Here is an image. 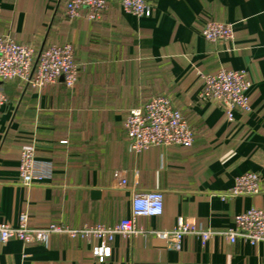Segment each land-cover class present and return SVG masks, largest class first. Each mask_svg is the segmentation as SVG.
<instances>
[{
    "label": "crops",
    "instance_id": "obj_1",
    "mask_svg": "<svg viewBox=\"0 0 264 264\" xmlns=\"http://www.w3.org/2000/svg\"><path fill=\"white\" fill-rule=\"evenodd\" d=\"M67 0H0V35L37 51L70 43L78 66L72 88L58 77L41 88L20 79L2 84L0 221L32 226H112L129 215L133 191L159 190L163 211L140 216L144 232L116 235L112 254L97 262L91 241L54 234L44 242H0V264H264V242L229 243L222 233L234 215L264 209V0H150L137 17L106 0L98 19L69 18ZM231 23L230 43L209 42L205 19ZM245 69L249 109L232 119L216 101L198 98L201 73ZM166 95L194 132L190 147L155 145L135 153L123 120L154 95ZM52 163L51 177L19 183L20 147ZM257 172V193L222 199L235 177ZM126 180L125 186L120 179ZM100 191L99 195L92 194ZM193 222L214 234L185 235L169 249L155 230Z\"/></svg>",
    "mask_w": 264,
    "mask_h": 264
},
{
    "label": "built area",
    "instance_id": "obj_2",
    "mask_svg": "<svg viewBox=\"0 0 264 264\" xmlns=\"http://www.w3.org/2000/svg\"><path fill=\"white\" fill-rule=\"evenodd\" d=\"M121 8L137 17L141 16L150 0H117ZM106 6V0H67L65 14L69 18L77 17L81 11L91 20L98 19ZM201 34L209 42L230 43L233 39L231 23L207 18L202 24ZM58 77L64 85L72 88L78 77V66L70 43L52 44L38 51L29 44L0 35V106L7 101L2 84L11 79H20L27 85L41 88L53 83ZM201 88L198 98L203 101L220 103L228 119H232L233 109L248 110L249 98L246 91L250 85L245 69L221 67L214 72L201 73ZM123 127L129 148L139 153L151 146L190 147L194 142V132L182 117L180 111L166 95H154L143 104L130 109L123 120ZM52 163L35 156L33 143H24L20 147L18 175L19 183L29 187L51 177ZM125 186L126 180L120 179ZM260 176L248 171L238 175L233 185L218 193L226 199L242 195H251L259 191ZM163 211V194L159 190H146L131 194L129 215L112 226L105 224H83L70 227L61 223H49L44 226H32L25 213H21L17 223L12 225L0 221V242L17 238L23 243L44 242L54 234L69 238H84L91 241V254L102 263L112 254V241L116 235L135 237L144 232L136 223L140 216H158ZM234 225L222 233L229 243L242 239L252 245L264 242V209L250 207L234 215ZM167 248L179 249L185 235L199 236L202 241L210 238L214 231L198 228L193 222L181 221L172 229L155 230ZM182 264V263H169Z\"/></svg>",
    "mask_w": 264,
    "mask_h": 264
},
{
    "label": "water",
    "instance_id": "obj_3",
    "mask_svg": "<svg viewBox=\"0 0 264 264\" xmlns=\"http://www.w3.org/2000/svg\"><path fill=\"white\" fill-rule=\"evenodd\" d=\"M41 49H42V48H40V49L38 50V53L41 51ZM99 192H100V191H93L92 194L99 195Z\"/></svg>",
    "mask_w": 264,
    "mask_h": 264
}]
</instances>
